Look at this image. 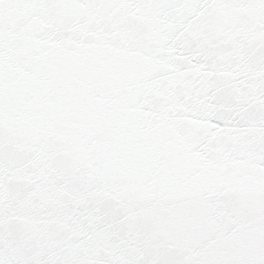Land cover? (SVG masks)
Segmentation results:
<instances>
[{
    "label": "snow or ice",
    "instance_id": "1",
    "mask_svg": "<svg viewBox=\"0 0 264 264\" xmlns=\"http://www.w3.org/2000/svg\"><path fill=\"white\" fill-rule=\"evenodd\" d=\"M0 264H264V0H0Z\"/></svg>",
    "mask_w": 264,
    "mask_h": 264
}]
</instances>
